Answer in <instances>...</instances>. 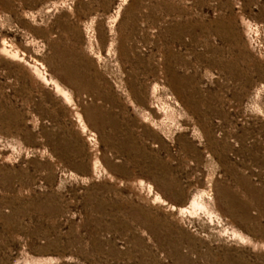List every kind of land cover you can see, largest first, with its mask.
Returning a JSON list of instances; mask_svg holds the SVG:
<instances>
[{"label":"rangeland","instance_id":"374dc122","mask_svg":"<svg viewBox=\"0 0 264 264\" xmlns=\"http://www.w3.org/2000/svg\"><path fill=\"white\" fill-rule=\"evenodd\" d=\"M0 264H264V0H0Z\"/></svg>","mask_w":264,"mask_h":264},{"label":"bare ground","instance_id":"6f19581e","mask_svg":"<svg viewBox=\"0 0 264 264\" xmlns=\"http://www.w3.org/2000/svg\"><path fill=\"white\" fill-rule=\"evenodd\" d=\"M56 84V83H55ZM56 87H57V91H59V86L58 85H56Z\"/></svg>","mask_w":264,"mask_h":264}]
</instances>
